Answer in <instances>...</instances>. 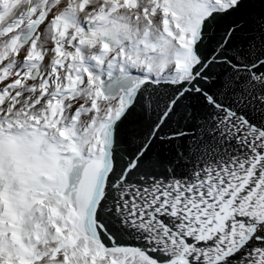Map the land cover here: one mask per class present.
I'll return each instance as SVG.
<instances>
[{
    "label": "snow or ice",
    "instance_id": "1",
    "mask_svg": "<svg viewBox=\"0 0 264 264\" xmlns=\"http://www.w3.org/2000/svg\"><path fill=\"white\" fill-rule=\"evenodd\" d=\"M0 264H264V0H0Z\"/></svg>",
    "mask_w": 264,
    "mask_h": 264
}]
</instances>
